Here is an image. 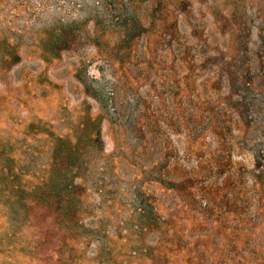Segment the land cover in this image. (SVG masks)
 Instances as JSON below:
<instances>
[{"label":"rangeland","instance_id":"1","mask_svg":"<svg viewBox=\"0 0 264 264\" xmlns=\"http://www.w3.org/2000/svg\"><path fill=\"white\" fill-rule=\"evenodd\" d=\"M0 264H264V0H0Z\"/></svg>","mask_w":264,"mask_h":264}]
</instances>
